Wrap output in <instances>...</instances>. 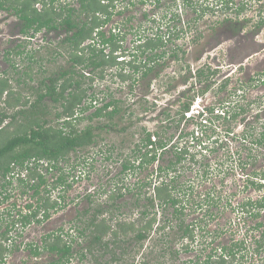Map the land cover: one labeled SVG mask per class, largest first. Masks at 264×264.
Wrapping results in <instances>:
<instances>
[{
    "label": "rangeland",
    "instance_id": "374dc122",
    "mask_svg": "<svg viewBox=\"0 0 264 264\" xmlns=\"http://www.w3.org/2000/svg\"><path fill=\"white\" fill-rule=\"evenodd\" d=\"M196 1L206 2V0ZM37 2L35 7L41 9L42 3L39 0ZM212 2L213 0H208V3ZM243 2L247 3V7L240 19L246 18L250 22L242 27L243 23L237 25H230V23L222 25L223 23H221L225 17L234 19L235 11H229L226 15L224 13L214 16L208 14L194 22V19L198 18L197 14L191 9L183 10L180 0H145L143 4L138 0H133V4H130L128 0H116L115 12L112 13L109 22L104 26V31L108 36L110 32L114 31L125 33L122 51L128 57L137 41L135 34L138 33V29H140L139 33H143L142 29L147 27L146 33L153 34L152 27L162 24L173 13L177 12L181 15V25L179 23L178 26L185 25L183 22L190 21L192 22L191 29L181 34L179 39L167 44L165 51L169 54L165 57L164 69L158 77L152 74L145 80H140V76L136 75L123 82L116 74L123 67L120 66L119 69L115 67L107 70L103 80L96 78L98 76H95V73L98 72L92 73L93 82L85 80L83 87L87 89V94L91 98L87 99L82 106L88 110L81 115L85 119L80 121L79 129H85L88 125L102 128L96 130L95 133L98 134L93 145L72 153L66 162L59 165L58 170L46 172L43 169L47 184L41 189V195L33 197L32 190H26L17 184L10 185L6 189L0 188V235L11 227V234L17 242L15 246H19L18 249L11 247L12 251L5 255V261L2 264H34L35 262L29 259L30 256L25 249L27 244L40 243L44 234L53 232L60 227L68 229L78 223L76 221L79 212L88 209L93 212L98 207L108 209L112 204V201H107L108 196L118 186L135 190L140 180L148 178L152 179V183L157 182V166L153 164L135 171L134 175L133 171L131 173L122 172V163L128 159H136L138 152L136 153L135 149L138 144L142 145L141 140L145 137V131L154 134L161 133L162 136L168 135V139L173 136L174 143L177 140V135L181 136L183 139L180 141L189 144L190 150L194 153L204 150V144L199 149L198 143L192 141L193 138L189 133H207L204 142L208 146H216L213 144L214 139L217 136L220 137L226 149H219L210 155L208 151H204L206 154L205 163L211 165V174L208 179L200 173L201 170L197 167L188 166L190 169L182 170L181 165L178 166L180 174H183V177L180 178L181 182H184L186 188L193 185L192 190L188 188L185 194L181 193L182 196H186L184 205L188 207L185 209V214L188 215L185 217L186 223L201 219V224L205 227L201 233L203 237L199 234L200 242L203 244L198 246L195 242L194 245L190 244V247L200 252L202 250L206 256L212 249L218 248L222 242L230 246L236 240L243 241L247 248L238 254L234 264H264V253L259 255L254 253L255 237L258 239L261 236V232L255 230L254 227L257 223L264 221V212L256 219L241 215L233 210V208L239 209L240 203L242 204L247 199L259 200L264 195V189H253L249 184L250 178L259 179L252 175V166L243 171L237 164L235 165L236 162H239V158L245 161L249 155L245 148L248 145L243 144L239 139L240 134L244 133L250 125L254 127V130L256 128V133L264 129V84L262 83L264 74H261L264 72V24L259 30L256 28L261 20L264 22V0H234V4L237 5ZM58 4L68 5L75 8L76 11L80 9L79 0H57ZM120 10L122 12L118 14ZM82 19H85V16H81L80 20ZM161 19L165 20L161 21ZM216 23H220L222 27ZM215 28H218V31L212 30ZM23 29L24 24L12 11L0 9V74L11 70L4 54L18 46H20V51L34 53L39 61L32 63L34 80L25 81L23 77L19 79L21 74L18 72L23 71L28 62H23V56L13 58L18 65V68L15 69L16 74L14 71L12 72L13 88L16 95L20 93L22 97L29 99L30 103L25 107L18 106L14 109H7L4 105H0V110H6L10 115L22 109L29 110L31 103L37 99L30 87H38L45 77L50 79L70 65L65 49L60 46L65 38L64 28L47 33L42 30L32 40L26 39V36L22 34ZM198 36L201 37L196 43H193V39ZM172 48L174 50L181 49L177 50L178 59L170 56ZM250 51L255 54L253 57L245 59ZM142 59L144 60L145 57ZM233 66L235 68L242 67V70L239 69V72L226 82L225 76L230 69H234ZM202 69L205 70L203 79L207 78L209 74L210 78L200 84L198 74ZM247 69H249L248 73ZM78 71L83 73L80 69ZM124 72L129 74L130 71L125 67ZM87 73L88 71L84 73L86 77H88ZM250 74L257 76V81L260 80V83L257 84V87L246 86L249 89L245 93L246 97L241 100L238 98L241 93L239 87L235 88L238 76L241 77L238 81H243L244 85H247L246 81ZM209 82H211V87L207 89L205 85ZM222 85H225L226 88L221 89ZM202 91H206L203 96ZM92 97L100 99L96 107L102 106V101L119 102L121 113L115 116L112 121L106 118L90 121L87 117L97 109L90 106L92 103L95 104V102H91ZM190 99H195V105L191 109L193 118L198 116L201 109L205 107H215L217 110L219 107L221 109L224 107V110L228 111L229 106L225 101L229 100L234 101L230 106L231 111H240L239 109L244 107L246 113L240 115L236 122L229 124L231 126L233 123L235 136L226 134L225 130L228 127L226 120L216 119L215 114L209 115L207 123L200 118L194 119L192 122L184 120L179 128L174 125L166 132L164 127L169 125L168 115L170 118L178 119V111ZM43 103L48 108L49 125L60 127L62 120H58L55 115L62 111V107L55 104L50 98H45ZM11 121L8 118L1 127L7 126ZM14 129L15 126L11 125L10 131ZM164 132L165 134H163ZM235 137H238V140L234 139ZM248 142L250 141L248 140ZM192 144L194 145L191 146ZM198 157L201 159V155ZM188 159L187 156L186 160ZM221 160H227V162L222 165ZM234 161L236 162L232 163ZM256 165L257 169L261 170L264 167V160H260V164ZM60 177H62V183L59 182ZM0 183L3 181L1 180ZM43 189L52 191L53 198L61 193L64 197L62 204L66 206L60 208L57 213L52 210L53 216L44 223L34 222L23 227L21 223H18L20 213H26L27 205L30 203L38 205V199L44 196ZM89 195H91V200L87 198ZM133 198V193L127 192L124 198L115 202L117 206H121L117 210V217L120 216L124 221H131L138 217L140 207H133L135 201ZM145 203L146 200L143 197L141 205L143 206ZM227 203H231V205L226 206ZM200 204L202 205L199 206ZM213 204L215 205L213 206ZM171 211L172 209L169 210L168 218ZM104 216L100 215L99 217ZM107 219L110 221L109 217ZM164 219L165 217L160 211L151 234L153 240H149L139 253H132L131 259L124 257V261L119 264H126V261L127 264L134 261L136 264H141L144 259L152 264H156L157 261L159 264L196 263L197 252L185 253L181 245L182 242L176 238L172 240L173 243H170L169 247L174 248V243L178 242L176 248L181 251L177 259L172 260L170 255L165 258L160 257L162 244H158V247H155L154 244L157 241V238L155 239L156 229ZM111 224L115 226L116 221H112ZM168 235L173 238L172 233L166 231L165 234H158V239H165ZM107 240L109 237L105 239V241ZM85 245V242H81L80 245L74 243L75 251H78V247L84 248ZM151 248L156 249L152 250ZM115 252L119 255L121 251L115 248ZM158 256L160 260H155ZM39 259H41L37 262L39 264H48L51 259L53 260L49 254L42 255ZM68 264H99V262L93 261L91 256L87 255L85 260H80L75 256Z\"/></svg>",
    "mask_w": 264,
    "mask_h": 264
},
{
    "label": "trees",
    "instance_id": "16d2710c",
    "mask_svg": "<svg viewBox=\"0 0 264 264\" xmlns=\"http://www.w3.org/2000/svg\"><path fill=\"white\" fill-rule=\"evenodd\" d=\"M39 1L43 5L41 9L35 7L38 3L37 0H0V9L12 11L24 24L22 34L26 37L31 35V32L36 34L44 29L56 31L64 28L65 30V38L60 46L65 49L70 64L69 67L64 68L58 75H54L50 79L45 77L38 87H30L37 99L31 103L29 110L22 109L12 113V115L8 114L6 110H0V182L3 181V183H0V188L6 189L10 185L17 184V186L20 185L26 190H32L34 192L33 197L41 195V189L47 184L43 169L46 172L56 170L62 162L68 160L72 153L93 145L97 139L98 133H95L96 130L102 128L88 125L85 129H79L80 121L85 119L81 115L88 110L82 106L87 99L91 98L87 94V89L83 87L85 80L88 79L93 82L94 76L91 75L95 72H98L95 73V76H98L96 78L103 80L107 70L115 67L119 69L120 66L123 67L116 74L123 82L136 75L140 76V80H145L152 74L158 77L160 70L157 68L164 66L165 57L169 54L165 51L167 44L179 39L181 34L191 29L192 24V22L187 21L183 22L185 25L178 26L179 23L181 25L182 19L181 15L176 12L171 14L168 19H164L165 21L161 19V21H164L162 24L154 25L151 29L154 32L151 34L152 36L146 35L147 27H145L143 33H139L140 29H138V33L135 34L137 41L134 43L132 53L128 57L122 51L125 33L115 31L110 32L108 36L104 31V26L109 22L112 15L111 10L115 8L114 0H107L108 3H102V0H79L80 9L78 11L68 5H57V0ZM138 1L142 4L145 2V0ZM180 1L183 10L191 9L197 14L198 18L194 19V22L208 14L214 16L224 13L226 15L229 11H235L236 17L234 19L225 17L221 22L222 25L226 23H230V25L243 23V27L250 22L246 18L240 19L241 14L245 12L247 7L245 2L237 5L234 4V0H213L212 3H208V0L205 3H199L196 0ZM128 2L133 4V0H128ZM84 15L85 19L80 20V17ZM263 24L264 22L261 20L256 28L259 30ZM200 37L198 36L195 40L198 41ZM19 47L6 51L4 58L11 70L0 74V105H4L7 109H14L18 106L25 107L30 103L29 99L22 97L20 93L16 95L13 88L12 72L14 71V74H16L15 69L18 68L13 58L23 56V62H28L26 68L18 72L21 74L19 79L23 77L25 81L34 80L32 65L39 62L34 53H27L25 50L20 51ZM177 50L180 51L181 49L176 48L174 50L172 48L170 53L172 58L178 59ZM143 57H145L144 60ZM119 59L123 60L120 61ZM125 67L130 71L129 74L124 72ZM78 69L82 70L83 73H80ZM87 71L88 77L84 74ZM198 76L200 77V84L210 78L209 74L207 78L203 79L205 76L204 70H201ZM262 83L264 84V78ZM210 84L211 82L205 87L209 89ZM226 86L222 85L221 89H225ZM201 93L203 96L206 91ZM45 98H50L55 104L62 107V111L55 115L58 120H62L61 125H59L61 128L49 125L50 120L47 119L48 108L43 103ZM99 100L92 97L91 102H95V104L92 103L93 105L90 106L97 109L87 117L90 121L100 118L112 121L115 116L121 113L119 102L102 101V106L96 107ZM225 102L228 103V111H225L224 107L222 109L219 107L215 116L218 119L226 120L224 121L228 127L225 132L234 137L233 123L237 121L240 115L246 113V110L241 107L240 111H231L230 106L234 101ZM193 105H195V99H190L185 103L177 113L178 119L170 118V115H168L169 125L164 127V130L167 132L174 125L179 128L184 120L192 122L194 119L200 118L205 123L209 122V115H213L215 107H205L199 112L198 116H194L192 119L187 117L186 114L191 112ZM8 118L12 120L11 123L1 127ZM230 122H233L231 126L229 125ZM11 125L15 126L13 131H10ZM255 130L250 125L244 133L240 134L239 139L243 144L248 145L245 148L249 155L245 161L239 158V162L234 161L232 163L236 162L235 165L237 164L243 171L252 166V175L260 180L250 178L249 184L252 185L253 189L260 188L259 190H261L264 189V167L259 170L256 164H260V160H264V129L257 133ZM202 132L204 131L202 130ZM189 135L193 138L192 141L198 143L199 149L204 144V150H198L197 153L192 152L189 144L182 143L180 140L183 137L178 135L174 143L173 136L168 139V135L162 136L161 133L154 134L145 131V137L141 140L142 145L138 144L135 149L136 153L138 152L136 159H128L122 163V172L131 173L133 171L134 175L135 171L137 172L145 166L153 164L157 166V182L152 183V179L148 178L140 180L135 190L118 186L108 196L107 201H112L108 209L98 207L93 211L94 213L91 209L79 212L76 221L78 223L68 229L60 227L53 232L44 234L40 243L27 244L26 250L29 249L31 255L36 258L44 254L51 255L53 260L51 259L48 264H68L75 256L80 260H85L87 255H90L93 261L99 262V264H119L124 261V257L131 259L132 253H139L149 240H153L151 234L157 223V215L161 211L165 219L156 229L155 239L157 238V241L154 244L155 247L162 244L160 257L165 258L170 255L172 260L177 259L181 251L176 248L178 242L174 243V248L169 247L170 243H173L172 240L176 238L182 242L181 245L185 253L197 252L196 263L194 264H234L238 254L247 248L243 241L236 240L230 246L222 242L218 248L212 249L206 256L202 253V250L200 252L190 247V244L194 245L195 242L198 246L203 244L200 242L199 234L203 237L201 233H203L205 227L201 224V219L186 223L185 217L188 215L185 214V209L188 207L184 205L186 196H182L181 193L185 194L188 188L192 190L193 185L186 188L184 182H181L180 178L183 177V174H180L178 166L181 165L182 170L190 169L188 166L197 167L201 170L200 173L208 179L211 174V165L205 163L206 154L204 151H208L210 155L216 153L219 149L225 148V144L217 136L213 143L216 146H208L204 142L207 133H189ZM237 138L234 139L238 140ZM199 155H201V159H199ZM187 156L189 157L188 160H186ZM225 162L227 160H221L222 165ZM178 174L180 175L177 177ZM59 182L62 183V177L59 178ZM51 192L43 189L44 196L38 199V205L35 203L28 204L26 213H20L18 223H21L23 227L34 222L44 223L53 216L52 210L57 213L60 208L66 206L62 204L64 197L61 193L53 198ZM127 192L129 194L133 193V199L135 200L133 207H140L138 217L131 221H124L120 216L117 217V210L121 206L115 204L118 199L124 198ZM209 196L210 194L208 199ZM143 197L146 203L142 206L141 199ZM87 198L91 200V195ZM230 205L231 203L226 204V206ZM170 209L172 211L168 218L167 215ZM233 210L241 213V215L258 219L264 212V195L259 200L247 199L242 204L240 203L239 209L233 208ZM105 214L108 215L104 216ZM100 215L104 217L100 218ZM108 217L110 221L107 219ZM112 221H116L115 226H112ZM254 229L261 232L260 238L255 237L254 240L256 244L254 253L259 255L264 253V221L257 223ZM166 231L172 233L173 238L168 235L165 239H158V234H165ZM11 232L10 227L1 234L0 264L4 263L5 255L12 251V245L14 247L17 244ZM107 237H109V240L105 241ZM81 242H85L86 245L84 248L78 247L79 249L76 252L74 243L80 245ZM115 248L120 249L119 255L115 252ZM151 249L155 250L156 248ZM160 257L158 256L155 260H160ZM149 262L144 259L141 264H152ZM129 264L136 263L134 261ZM156 264H159L158 261Z\"/></svg>",
    "mask_w": 264,
    "mask_h": 264
},
{
    "label": "flooded vegetation",
    "instance_id": "af4514ba",
    "mask_svg": "<svg viewBox=\"0 0 264 264\" xmlns=\"http://www.w3.org/2000/svg\"><path fill=\"white\" fill-rule=\"evenodd\" d=\"M115 2H116V0H114V5H115ZM102 3H108L107 2V0H102ZM112 9V8H111ZM115 9H116V6H115V8L114 9H112L111 10V12L114 14V12H115ZM120 12H122L121 10L118 12V14H120ZM85 16V15H84ZM107 25V24H106ZM219 26H221L222 27V25L220 24ZM224 27V26H223ZM146 29V28H145ZM145 29H142V31L141 32H144L145 31ZM61 30V29H60ZM212 30H214L215 32L216 31H218V28H215V29H212ZM44 31L47 33V32H50V31H48L47 29H44ZM56 31H59V30H56ZM146 31H147V29H146ZM41 32V31H40ZM115 32V31H114ZM34 32H31V35H29L28 37H26V39H29V40H32L33 39V37L37 34H33ZM39 33V32H38ZM152 34V33H151ZM150 33H147L146 35H148V36H152ZM196 39V38H195ZM195 39H193V43H196L197 42V40H195ZM255 53H253V52H249L248 53V55H246L247 56V58H245V59H248L249 57H253V55H254ZM241 64H243V63H241ZM208 68H210V66H207ZM234 67V66H233ZM220 68V67H219ZM157 69H159L160 71H159V73L161 74V71L164 69V66H162V67H160V68H157ZM162 69V70H161ZM239 69L240 70H242V67H234V69H230L228 72L229 73H227V75L225 76V81L226 82H228L227 80H231L232 79V76L234 75V74H236L237 72H239ZM202 70H204V69H202ZM216 70H218V68H216ZM220 70V69H219ZM248 70L249 69H247V73H248ZM205 71V70H204ZM210 72H212V71H210ZM261 74H264V72H262ZM89 76V75H88ZM211 76H213V75H211ZM241 79V77L240 76H238V79H237V82L238 83H236V85H235V88H237V87H239L238 89H239V91L241 92L240 93V97H238L239 99H241V100H243L245 97H246V95H245V93H246V91L249 89L248 87H246V86H254V87H257V84H259L260 83V80L259 81H257L258 80V77L257 76H254V75H249V79L246 81V84L247 85H244L245 83L243 82V81H238V80H240ZM227 84V83H226ZM216 111H217V109H215ZM216 111L213 113V114H215L216 115ZM218 112V111H217ZM216 119H218L217 117H216ZM59 169V168H58ZM58 169H56V170H58ZM0 238H1V235H0ZM13 246V245H12ZM14 248L15 249H18L17 248V246H15L14 245ZM13 249V248H12ZM26 249V248H25ZM27 253H28V256H30L29 257V259H31V261H34L35 263L34 264H39V263H37L39 260H41V259H39L40 257H42V255L40 256V257H33L32 255H31V252L29 251V249L27 250ZM44 255H46V254H44ZM2 264V263H1ZM47 264V263H46Z\"/></svg>",
    "mask_w": 264,
    "mask_h": 264
},
{
    "label": "built area",
    "instance_id": "2783aa9c",
    "mask_svg": "<svg viewBox=\"0 0 264 264\" xmlns=\"http://www.w3.org/2000/svg\"><path fill=\"white\" fill-rule=\"evenodd\" d=\"M87 75H89V74L87 73ZM186 115H187V117H192L193 116L191 112L187 113Z\"/></svg>",
    "mask_w": 264,
    "mask_h": 264
},
{
    "label": "clouds",
    "instance_id": "9594fccd",
    "mask_svg": "<svg viewBox=\"0 0 264 264\" xmlns=\"http://www.w3.org/2000/svg\"><path fill=\"white\" fill-rule=\"evenodd\" d=\"M119 60L121 61V60H123V59H119ZM201 111H202V109H201ZM198 115H199V114H198ZM191 118H193V116H192Z\"/></svg>",
    "mask_w": 264,
    "mask_h": 264
}]
</instances>
